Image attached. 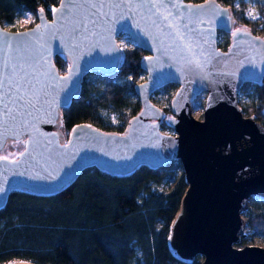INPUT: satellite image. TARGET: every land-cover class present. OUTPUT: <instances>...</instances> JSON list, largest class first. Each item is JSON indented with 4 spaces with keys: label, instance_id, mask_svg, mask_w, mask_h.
Instances as JSON below:
<instances>
[{
    "label": "water",
    "instance_id": "obj_1",
    "mask_svg": "<svg viewBox=\"0 0 264 264\" xmlns=\"http://www.w3.org/2000/svg\"><path fill=\"white\" fill-rule=\"evenodd\" d=\"M35 16L25 28L0 24V151L21 141L12 157L0 156V208L12 189L53 194L89 166L126 174L176 159L186 187L169 248L184 260L199 256V264H264L263 247L238 245L248 198H264V123L237 101L243 83L263 79L264 37L235 26L218 0H58L49 16L43 9ZM220 31L229 34L225 49L216 42ZM121 32L146 52L144 79L133 87L138 111L122 132L78 122L65 136L61 109L78 95L85 72H114ZM56 54L67 60L64 72ZM168 83L176 84L166 118L173 133L161 129L163 108L151 100ZM199 93L201 118L192 113Z\"/></svg>",
    "mask_w": 264,
    "mask_h": 264
},
{
    "label": "trees",
    "instance_id": "obj_2",
    "mask_svg": "<svg viewBox=\"0 0 264 264\" xmlns=\"http://www.w3.org/2000/svg\"><path fill=\"white\" fill-rule=\"evenodd\" d=\"M218 1L229 6L236 24L264 37V0H251L260 16L254 21L243 17L244 0ZM57 2L0 0V24H12L25 12L35 15L38 9L49 16ZM234 3L238 5L235 7ZM223 33L227 44L229 34ZM145 54L143 49L133 45L121 50L118 66L112 74L98 70L83 74L78 95L68 107L61 109L65 136L78 122H88L104 130H124L140 107L133 87L136 78L144 74L141 63ZM54 63L60 72L65 71V56L56 54ZM175 87L176 84L168 83L155 92ZM239 91L259 96L258 108L247 106L242 110L264 123L261 114L264 76L260 83H243ZM202 98L203 93H199L192 104ZM126 110H130V114L124 115L123 124L114 130L110 114L122 115ZM163 111L160 127L172 130L166 122L164 108ZM11 144L20 147L21 141ZM170 178L175 181L169 191L153 188ZM185 187L180 164L173 159L156 168L140 164L126 174L89 166L70 184L49 195L12 189L0 208V264L16 259H28L37 264H199V256L184 260L167 243L170 222ZM253 200L262 211L249 215L245 222L251 234L264 235V198L254 196ZM240 240L239 243L243 238Z\"/></svg>",
    "mask_w": 264,
    "mask_h": 264
},
{
    "label": "rangeland",
    "instance_id": "obj_3",
    "mask_svg": "<svg viewBox=\"0 0 264 264\" xmlns=\"http://www.w3.org/2000/svg\"><path fill=\"white\" fill-rule=\"evenodd\" d=\"M244 1L246 3V8L243 10V13H242L243 17L249 21H254L257 18H259L260 16L256 10L254 2L251 0H244ZM237 5H238L237 3H234L235 7ZM35 21H36V16L32 12H25L22 15H20L12 24H4V26L8 29H20V28H25V27L32 25ZM234 25L238 26V24L236 23ZM225 41H226V37L224 33L221 31L218 32L217 40H216L218 47H220L221 49H225V47L228 44V43L226 44ZM117 42L121 50L131 48L134 45L133 41L129 39L126 33L124 32H121L117 35ZM142 79H144V74L139 75L136 78V81L138 82V81H141ZM174 90L175 89H171L170 91H158V92L152 93L151 95V100L156 105L166 110V113H165L166 118L172 114V110L170 109L169 99H170V96L173 94ZM249 94L247 92L238 91L237 101H238V104L241 106V109L247 106H252L254 109H256L260 105L261 100L259 96L256 93H249ZM203 102H204V94L201 100L194 102L192 104V113L197 118H201L202 116ZM243 113L246 115H249L246 111H243ZM128 114H130V110L124 111L122 115L116 114V113L110 114L109 116L110 125L114 128V130L123 124L124 122L123 116L128 115ZM58 129L62 131V133L65 135V132L62 130L61 126L58 127ZM163 131L168 132V133H173V131L170 129H165ZM20 147L12 145L10 142L7 144V146L2 151H0V156L12 157L20 149ZM178 174L179 172L177 171L176 177L178 176ZM174 181H175V178L163 180L159 184L155 185L153 188L158 191L167 192L173 186ZM253 198L254 196H250L248 198L247 207L241 213L244 221L248 219L249 215L258 214L260 211H262L255 206V201L253 200ZM244 232H245V235L240 238V239L243 238V241L239 243L238 245L251 244V245H258L264 248V235L251 234L249 227L246 225V222H245ZM200 260L201 258H199V262Z\"/></svg>",
    "mask_w": 264,
    "mask_h": 264
},
{
    "label": "snow or ice",
    "instance_id": "obj_4",
    "mask_svg": "<svg viewBox=\"0 0 264 264\" xmlns=\"http://www.w3.org/2000/svg\"><path fill=\"white\" fill-rule=\"evenodd\" d=\"M153 7H155V5H153ZM165 19H167V17H165ZM168 26L171 27V25H168ZM77 34H78V33H77ZM234 35H235V34H234ZM77 47H78L77 44H73V45H72L73 50H75ZM245 71L248 72L247 69H246ZM74 131H75V130H74Z\"/></svg>",
    "mask_w": 264,
    "mask_h": 264
}]
</instances>
